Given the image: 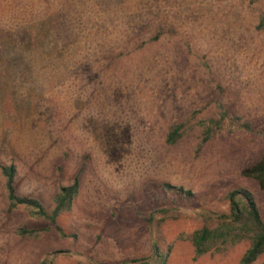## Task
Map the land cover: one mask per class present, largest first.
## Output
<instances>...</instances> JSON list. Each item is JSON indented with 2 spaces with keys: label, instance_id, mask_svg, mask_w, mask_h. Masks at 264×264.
<instances>
[{
  "label": "rangeland",
  "instance_id": "obj_1",
  "mask_svg": "<svg viewBox=\"0 0 264 264\" xmlns=\"http://www.w3.org/2000/svg\"><path fill=\"white\" fill-rule=\"evenodd\" d=\"M263 16L264 0H0V264H142L154 244L168 264H241L250 241L197 256L198 213L159 227L138 214L151 184H172L219 215L245 189L264 219V194L241 176L264 151ZM221 112L230 121L202 145ZM13 164L19 195L47 207L80 175L61 219L76 240L19 235L49 225L9 213L1 168Z\"/></svg>",
  "mask_w": 264,
  "mask_h": 264
},
{
  "label": "trees",
  "instance_id": "obj_2",
  "mask_svg": "<svg viewBox=\"0 0 264 264\" xmlns=\"http://www.w3.org/2000/svg\"><path fill=\"white\" fill-rule=\"evenodd\" d=\"M257 30L264 32V16L260 19ZM161 36L159 34L152 41H159ZM219 115V118L213 117L206 124L202 134V145L213 140L230 121L229 112H221ZM245 127L251 130L249 125ZM187 131V122L174 126L166 136V143L169 146H176L185 137ZM17 173L14 164L1 168L9 213L24 209L32 218L49 225L48 228L43 229L25 226L18 231L19 235L22 238L37 240L43 233L54 231L62 239L76 240L74 234L65 232L61 219L72 212L80 196V175L75 176L69 186H63L55 196L52 206L47 207L38 198L19 195L16 184ZM241 176L255 182L264 194V151L256 163L242 170ZM148 189L152 204L146 208V211L139 212L138 217L151 227L155 225L159 227L168 220L177 219L184 211L200 214L204 226L189 238L198 257L222 252L224 247L243 241H250L251 246L242 258L241 264H255L264 256V219L254 196L249 191L240 188L228 194L229 215H219L208 213L205 209L206 199L183 186L151 184ZM142 264H168V256L154 244L152 256Z\"/></svg>",
  "mask_w": 264,
  "mask_h": 264
}]
</instances>
